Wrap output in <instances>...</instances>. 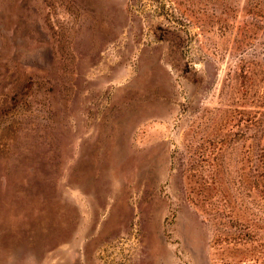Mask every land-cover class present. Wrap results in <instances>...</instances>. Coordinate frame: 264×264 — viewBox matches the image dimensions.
Wrapping results in <instances>:
<instances>
[{
    "label": "rangeland",
    "instance_id": "rangeland-1",
    "mask_svg": "<svg viewBox=\"0 0 264 264\" xmlns=\"http://www.w3.org/2000/svg\"><path fill=\"white\" fill-rule=\"evenodd\" d=\"M0 264H264V0H0Z\"/></svg>",
    "mask_w": 264,
    "mask_h": 264
}]
</instances>
